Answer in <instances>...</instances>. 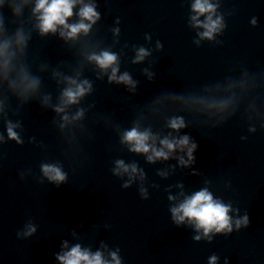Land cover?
<instances>
[{"label": "clouds", "instance_id": "obj_1", "mask_svg": "<svg viewBox=\"0 0 264 264\" xmlns=\"http://www.w3.org/2000/svg\"><path fill=\"white\" fill-rule=\"evenodd\" d=\"M75 0H38L35 11L39 12L43 10V15L40 16L41 23L39 25L41 34H47L48 32H55L56 25H62L67 29V37L74 38L81 31L87 33L92 23H95L96 19H99V13L95 11L94 6L84 5L80 11L79 16L81 21L76 24H68L66 19L73 15V7ZM214 6L208 4L207 0H204L202 3L201 0H196V3L193 5V10L203 14L205 12H212ZM18 11V10H17ZM196 20V17H193ZM89 23H85L84 21ZM255 23V21H254ZM219 20L213 21L211 15L207 17V22L202 26L206 29L201 35L204 38H212L213 33L216 31ZM61 35L64 36L65 33L61 32ZM148 53L144 48L139 49L136 60H142ZM90 59L94 60L101 69H107L110 65H113L117 56L115 53L108 51L102 52L100 55H93ZM118 69L116 67L112 68V76L110 80L116 79V72ZM130 81V77L127 73L119 77L118 83L124 82L127 83ZM75 84V81H72ZM88 82L84 81V85ZM84 85H76V87L68 88L63 93L66 97V103H76L77 98L83 96L90 88L84 87ZM60 111V109H57ZM185 125L182 120L175 119L170 122L169 127L173 130L179 131ZM8 136L10 139H16L19 143L16 133L12 130V126L8 127ZM149 140L148 132H139L136 128H132L130 131L125 132L124 141L131 144L129 151L137 154H148L151 151V155L147 156L149 162H154L156 159L167 160L170 154L179 149H187L188 161L181 159V164L185 167H188L189 162H194L196 157L193 153L196 151L198 145L192 143L189 145V137L183 135L179 140H169L167 138L160 141L161 147L158 149L154 145L146 143ZM134 142V143H133ZM118 169H123L124 172L136 173L137 168L135 165L126 166L122 160L117 161ZM44 174L47 176L50 182H55L57 185H60L66 181V175L60 170V168L50 165L42 166ZM143 175V174H142ZM123 187H128V184H125ZM144 190H142L143 192ZM145 199L147 197H144ZM171 199V197H170ZM230 206L222 204L219 200H213L212 194L207 189H202L195 192L192 196L186 197L178 207H173L170 211L172 214L173 221L177 226L182 224L187 218L189 222H197L196 227L204 228L205 235L207 236L208 232L213 226H218L216 228L217 232H220L222 229L227 228L228 232L232 231L228 217V212L230 211ZM250 224L249 218L247 215L241 220L236 221V226L239 228L241 225L248 227ZM195 239L199 240L200 237ZM211 242V240H209ZM57 259L61 261V264H80L81 261L86 262V264H107L101 258V253L97 252L91 258L89 257L88 252H81L79 245L72 248L70 252L65 253L62 256H57ZM112 259L115 264H120L119 259L116 254H112ZM217 257L212 256L210 264H215ZM225 264H228L227 258L225 259Z\"/></svg>", "mask_w": 264, "mask_h": 264}]
</instances>
